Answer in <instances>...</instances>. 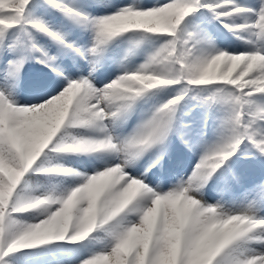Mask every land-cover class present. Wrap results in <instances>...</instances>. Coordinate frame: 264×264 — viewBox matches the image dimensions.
Instances as JSON below:
<instances>
[{
  "label": "snow or ice",
  "instance_id": "obj_1",
  "mask_svg": "<svg viewBox=\"0 0 264 264\" xmlns=\"http://www.w3.org/2000/svg\"><path fill=\"white\" fill-rule=\"evenodd\" d=\"M0 264H264V0H0Z\"/></svg>",
  "mask_w": 264,
  "mask_h": 264
},
{
  "label": "rangeland",
  "instance_id": "obj_2",
  "mask_svg": "<svg viewBox=\"0 0 264 264\" xmlns=\"http://www.w3.org/2000/svg\"><path fill=\"white\" fill-rule=\"evenodd\" d=\"M140 2H144V0H140ZM100 14V13H93ZM79 35V34H77ZM221 47H227L229 50L232 48L242 47L239 41L235 40L234 37H231L229 34L224 32L223 30L218 33ZM22 40H25L24 37H21ZM42 44L47 43L46 41L41 42ZM49 52L51 55H55L54 46L49 45ZM31 55L38 56L39 53H32ZM112 55L119 57L121 55V50L119 48L114 49ZM139 62V59L137 60ZM57 63L60 64L61 67H69L71 68L72 62L67 57H58ZM32 65H34L32 67ZM102 78V77H101ZM56 79L55 73H53L49 68L45 67L43 64L36 63L35 59L29 58L26 59L23 68L20 71L19 83L16 86L14 98L19 103H28L32 102L34 99L33 89L36 86L40 85H50ZM163 97H161L162 99ZM195 101L187 99L183 109L181 110L184 115L181 116V120L189 122L193 116H195L199 109L194 107ZM174 145L177 144L175 138H173ZM174 152L172 158L165 162V168L168 173H175L176 171H180L182 173L186 169H190L191 164L194 162L195 157L190 156L188 153L180 149V147L174 148ZM81 161L86 160L87 157H80ZM177 169V170H176Z\"/></svg>",
  "mask_w": 264,
  "mask_h": 264
},
{
  "label": "bare ground",
  "instance_id": "obj_3",
  "mask_svg": "<svg viewBox=\"0 0 264 264\" xmlns=\"http://www.w3.org/2000/svg\"><path fill=\"white\" fill-rule=\"evenodd\" d=\"M74 35H77V34H79V30H76L74 33H73ZM45 40H41L40 42H44ZM34 65H32V67H33ZM134 121H130L129 122V125H128V127L130 128L131 127V124L133 123ZM185 123H186V121H184ZM173 144H174V141H173ZM180 149H182L183 151H185L186 153H188L190 156H193L191 153H189V152H187L186 150H184L182 147H180ZM175 150V149H174ZM174 150H173V152H174ZM173 155V154H172ZM167 161V160H166ZM165 161V162H166ZM177 170V169H176ZM180 171H176L175 173H179ZM169 174H171V173H169Z\"/></svg>",
  "mask_w": 264,
  "mask_h": 264
},
{
  "label": "trees",
  "instance_id": "obj_4",
  "mask_svg": "<svg viewBox=\"0 0 264 264\" xmlns=\"http://www.w3.org/2000/svg\"><path fill=\"white\" fill-rule=\"evenodd\" d=\"M41 182H43V181H41Z\"/></svg>",
  "mask_w": 264,
  "mask_h": 264
}]
</instances>
